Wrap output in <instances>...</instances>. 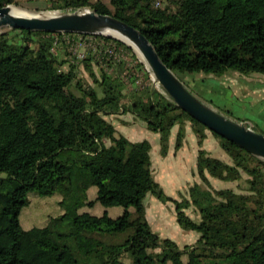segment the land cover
I'll return each instance as SVG.
<instances>
[{"label":"trees","instance_id":"trees-1","mask_svg":"<svg viewBox=\"0 0 264 264\" xmlns=\"http://www.w3.org/2000/svg\"><path fill=\"white\" fill-rule=\"evenodd\" d=\"M32 1L0 0V9L14 4L54 11L89 8L113 16L139 29L180 79L187 73L222 77L229 70L264 76V0ZM13 32L0 34V264H264L263 159L176 106L152 85L145 65L125 43L102 35ZM65 35L113 43L130 53L133 67L126 74V61L91 47L80 61L93 82L87 85L78 79V65L59 57ZM126 112L160 134L164 155L172 129L180 126V148L190 123L200 147L201 181L190 187V200L166 196L153 174L151 144L131 142L107 119ZM253 129L262 133L256 125ZM207 132L231 163L203 149ZM210 179L244 188L213 189ZM95 186L96 199L88 201ZM32 193H60L64 215L44 228L24 230L19 217ZM149 195L175 203L179 226L200 235L196 245L180 248L153 231L145 212ZM96 203H114L125 212L118 218L108 211L99 218L80 212ZM191 204L200 212L199 222L186 213ZM185 255L188 263H174Z\"/></svg>","mask_w":264,"mask_h":264},{"label":"rangeland","instance_id":"rangeland-1","mask_svg":"<svg viewBox=\"0 0 264 264\" xmlns=\"http://www.w3.org/2000/svg\"><path fill=\"white\" fill-rule=\"evenodd\" d=\"M17 1L21 2L22 0ZM50 1L51 0H35L31 3L47 4L50 3ZM10 7H17L23 11L37 14L54 12V10L36 9L23 4H14ZM5 32H12L15 34L13 29L9 26L0 28V33ZM70 39L74 42L76 40H81L86 44L91 43L98 45L99 43L97 40L89 37L76 38V40H73L75 38ZM59 42H62V44L58 47L60 51V59H66L70 64L74 63L75 65H78V68L76 69L78 79L84 81L87 85L93 86L92 80L84 70V64L80 63V61L87 57L89 47H79L74 50L72 45L67 43L66 37H60ZM100 50L103 49L99 48L98 53L103 54ZM80 54L83 55L82 59H76ZM127 55L129 59H131L130 53H127ZM63 68L68 69V63H66ZM141 75L142 79L145 80V74L141 73ZM181 79L191 92L202 101L212 102L213 106H216V109L219 108L226 110V112L230 113L232 118L245 119L246 121L244 122L246 124H249L254 128L255 125L258 126L260 128L259 130L264 134L263 75H246L237 71L229 70L226 73V78L224 79L221 77L215 78L213 75H207L204 73L182 74ZM150 80L153 86L158 87L157 89L162 91L159 89V86L153 82L151 74ZM123 103L128 106V102L126 100ZM230 115L228 116L230 117ZM107 119L114 125L119 135L125 136L131 142L148 141L151 144L153 174L155 180L162 185L166 196L177 201L185 199L190 200V187L201 183L196 175V163L199 152L198 149H200V147L198 139L193 132L192 137H190L189 132L185 129V138L182 146L179 148L177 147V135L180 126H175L172 130H175L177 133L172 138L171 135L174 131H171L168 143V153L164 155L162 153L160 134L150 131L147 128L146 123L134 114L130 112L120 113ZM203 149H205L212 157L231 163L229 156L224 152V150H222L219 141L215 136H212L209 140L205 141ZM210 182L213 189H233L240 192L243 190L242 188H244L243 186H238L237 182L230 183L217 179H210ZM97 194L98 187L95 186L90 188L88 191V201L95 200ZM62 199L63 197L60 193H55L49 196H41L36 193L30 194L29 204L22 209L19 217L21 227L24 230L44 228L48 225L51 219L60 218L64 215V209L61 207ZM145 208L147 221H149L153 231L159 234L162 238L173 240L180 248H184L185 246H194L197 244L200 235L197 232L186 231L179 226L177 222L176 205L174 202L162 201L149 195L145 200ZM105 211H108L111 218H118L125 212V208L114 203H107L104 205L96 203L94 207L86 206L81 209L80 212L86 213L92 218H95V216L99 218ZM129 211H132L133 214L135 213L134 208H130ZM147 213L150 219L147 217ZM186 213L194 221L199 222L201 219L200 212L193 204L189 206ZM62 224L65 225L63 222ZM61 230L63 231L66 229L64 227ZM177 260L183 263H188L189 257L185 255L181 258H177L174 260V263H176ZM126 261L131 262L128 257H126Z\"/></svg>","mask_w":264,"mask_h":264},{"label":"water","instance_id":"water-1","mask_svg":"<svg viewBox=\"0 0 264 264\" xmlns=\"http://www.w3.org/2000/svg\"><path fill=\"white\" fill-rule=\"evenodd\" d=\"M9 12L10 5L0 9V28L9 26L12 29L30 32L102 35L117 39L133 50L135 46L143 60L138 58L151 74L153 82L160 85L161 92L176 106L209 131L264 160V134L247 127L243 121L229 117L192 93L161 60L152 43L139 29L113 16L98 14L89 8L71 12L38 13L39 15L30 18L14 17ZM119 37L125 38L131 44H127ZM134 52L136 53L135 50Z\"/></svg>","mask_w":264,"mask_h":264},{"label":"built area","instance_id":"built-area-1","mask_svg":"<svg viewBox=\"0 0 264 264\" xmlns=\"http://www.w3.org/2000/svg\"><path fill=\"white\" fill-rule=\"evenodd\" d=\"M68 12H71L72 10H67ZM64 37H66V41L68 44L72 45V48H74V50H76L79 47H93V49L98 50L99 48H102L103 50H100V52H103L104 55L109 56L111 58H113L114 60L118 61V62H122V61H126V74L130 71V69L133 67V62L130 61V59L128 58V56L126 55V52H124V50L119 49L116 45H114L113 43H110L108 45H105L103 42L98 43V45H94L91 43H83L81 40H76L71 41V37L65 35ZM91 44V45H90ZM75 46V47H74ZM83 55H79V58H82ZM141 82V80H137L135 83L139 84ZM244 122V121H243ZM245 123V122H244ZM246 124V123H245ZM247 127L252 128L253 127L249 124H246Z\"/></svg>","mask_w":264,"mask_h":264},{"label":"bare ground","instance_id":"bare-ground-1","mask_svg":"<svg viewBox=\"0 0 264 264\" xmlns=\"http://www.w3.org/2000/svg\"><path fill=\"white\" fill-rule=\"evenodd\" d=\"M9 13H10V15H12L14 17H26V18H30V17L39 15L37 13H31V12L23 11L22 9H19L17 7H10V12ZM119 38L122 39L123 41H125L127 44H131L125 38H123V37H119ZM134 50L136 51V54L138 55V57L141 60H143L142 55L139 53V51L137 50V48L135 46H134ZM156 84L159 86V89H160L161 88L160 85L158 83H156Z\"/></svg>","mask_w":264,"mask_h":264},{"label":"crops","instance_id":"crops-1","mask_svg":"<svg viewBox=\"0 0 264 264\" xmlns=\"http://www.w3.org/2000/svg\"><path fill=\"white\" fill-rule=\"evenodd\" d=\"M215 77V76H214ZM215 78H220V77H215ZM221 78H226V75H224V76H222ZM207 103H211L212 104V102H207ZM212 106H213V104H212ZM213 107H216V106H213ZM231 117V116H230ZM234 119H236V120H238L239 121V119H242V118H234ZM246 119H248V118H246ZM259 128V127H258ZM260 129V128H259ZM172 131H174L173 133H172V138L176 135V131L175 130H172ZM186 131H188L189 132V135H190V137H192V127H191V125H190V123H188V124H186ZM213 135L211 134V133H207V138H206V140L205 141H207V140H209V138H211ZM205 141H204V143H205ZM203 143V144H204ZM198 151H199V149H198ZM151 156H152V150H151ZM153 162V161H152ZM162 186V185H161ZM147 217L149 218V215H148V213H147ZM150 219V218H149ZM148 219V220H149ZM149 222V221H148ZM150 224V223H149Z\"/></svg>","mask_w":264,"mask_h":264}]
</instances>
